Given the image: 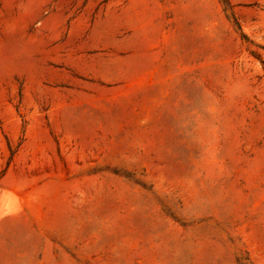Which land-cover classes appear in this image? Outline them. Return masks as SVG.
<instances>
[{"label": "rangeland", "instance_id": "obj_1", "mask_svg": "<svg viewBox=\"0 0 264 264\" xmlns=\"http://www.w3.org/2000/svg\"><path fill=\"white\" fill-rule=\"evenodd\" d=\"M0 264H264V0H0Z\"/></svg>", "mask_w": 264, "mask_h": 264}]
</instances>
